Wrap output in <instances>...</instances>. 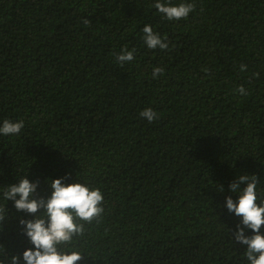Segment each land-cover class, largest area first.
Instances as JSON below:
<instances>
[{
    "label": "trees",
    "instance_id": "obj_1",
    "mask_svg": "<svg viewBox=\"0 0 264 264\" xmlns=\"http://www.w3.org/2000/svg\"><path fill=\"white\" fill-rule=\"evenodd\" d=\"M194 2L169 21L152 0H0V119L24 121L0 137V183L25 172L41 195L57 176L102 191L76 264H246L222 205L237 173L264 189V0ZM145 23L167 49L143 44ZM122 46L133 61L117 63ZM8 209L0 243L18 253L29 214Z\"/></svg>",
    "mask_w": 264,
    "mask_h": 264
},
{
    "label": "clouds",
    "instance_id": "obj_2",
    "mask_svg": "<svg viewBox=\"0 0 264 264\" xmlns=\"http://www.w3.org/2000/svg\"><path fill=\"white\" fill-rule=\"evenodd\" d=\"M194 0H152L153 7L162 19L180 20L187 18L195 8ZM143 44L149 49H167V38L145 23L141 29ZM135 48L122 46L115 54L118 64L134 60ZM241 64L240 70L245 71ZM164 73L162 66L152 67V77ZM236 93L247 95L243 85ZM139 116L151 122L157 113L145 107ZM24 128L22 119H0V137L14 136ZM49 191L46 195L37 192L38 180H30L25 172L16 175L15 182L0 183V232L9 218L8 202L17 212L28 213L20 217V231L28 244L17 252H8L0 243V264H76L84 254L75 244L82 236L84 222H90L103 212L104 195L98 187L81 179L67 181L65 177H46ZM255 173H237L227 186L228 195L223 200V208L239 218L231 239L245 245L243 260L246 264H264V189ZM224 191V185H218ZM235 196V199L233 198Z\"/></svg>",
    "mask_w": 264,
    "mask_h": 264
}]
</instances>
